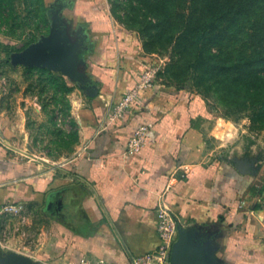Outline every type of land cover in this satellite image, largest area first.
Instances as JSON below:
<instances>
[{
	"label": "crops",
	"instance_id": "crops-1",
	"mask_svg": "<svg viewBox=\"0 0 264 264\" xmlns=\"http://www.w3.org/2000/svg\"><path fill=\"white\" fill-rule=\"evenodd\" d=\"M45 2L60 11L70 38L90 47L84 62L97 93L79 95L82 146L59 164L22 157L6 143L0 103V205L23 208L4 217L0 251L33 264H77L84 256L128 264L157 248L164 205L180 221L183 261L264 264L260 183L238 165L201 163L200 103L152 85L109 122L112 107L147 71L137 41L118 30L100 0ZM144 123L151 124L147 146L128 154L127 141Z\"/></svg>",
	"mask_w": 264,
	"mask_h": 264
},
{
	"label": "rangeland",
	"instance_id": "rangeland-1",
	"mask_svg": "<svg viewBox=\"0 0 264 264\" xmlns=\"http://www.w3.org/2000/svg\"><path fill=\"white\" fill-rule=\"evenodd\" d=\"M100 1L118 30L137 41L152 85L185 93L200 103L205 124L201 163L238 165L258 178V208L264 222L260 10L233 15L225 8L214 15L206 8L207 0ZM55 13L45 0H0L3 136L22 157L50 164L68 162L80 151L78 97L89 92L92 83L61 71L13 63L12 54L47 36ZM89 49L86 46L80 58L86 59ZM79 70L88 75L86 65Z\"/></svg>",
	"mask_w": 264,
	"mask_h": 264
},
{
	"label": "water",
	"instance_id": "water-1",
	"mask_svg": "<svg viewBox=\"0 0 264 264\" xmlns=\"http://www.w3.org/2000/svg\"><path fill=\"white\" fill-rule=\"evenodd\" d=\"M86 48L83 42L73 41L67 33V27L60 16V11H56L52 22V28L47 36L36 43L29 45L23 51L12 54L13 63H20L28 67H43L54 71H61L64 75L76 80L87 82V75L79 70L84 66V59L80 54ZM87 91L89 88L83 86ZM97 93L94 86L90 87L87 94L91 97ZM53 203L49 200L48 210H52ZM182 227H179V238L175 243L171 255L172 264H189L183 261L179 255L182 246ZM0 264H33L32 261L24 256L15 253H3L0 251Z\"/></svg>",
	"mask_w": 264,
	"mask_h": 264
},
{
	"label": "built area",
	"instance_id": "built-area-1",
	"mask_svg": "<svg viewBox=\"0 0 264 264\" xmlns=\"http://www.w3.org/2000/svg\"><path fill=\"white\" fill-rule=\"evenodd\" d=\"M152 75L147 72L133 89L128 90L116 103L109 113V122H115L126 112L130 111L133 103L141 99L142 91L152 86ZM151 124H141L138 130L127 141V153L131 155L141 153L148 144V133ZM22 207L17 204L0 205V240L4 217H17L22 214ZM180 221L174 212L164 205L157 211V233L159 244L156 249L148 253L131 257L128 264H170L173 247L179 238ZM77 264H113L103 260L82 257Z\"/></svg>",
	"mask_w": 264,
	"mask_h": 264
},
{
	"label": "trees",
	"instance_id": "trees-1",
	"mask_svg": "<svg viewBox=\"0 0 264 264\" xmlns=\"http://www.w3.org/2000/svg\"><path fill=\"white\" fill-rule=\"evenodd\" d=\"M207 10L214 13V15L221 14L225 8H231L233 15L241 13V11H254L255 9L260 10L258 21L264 23V0H207Z\"/></svg>",
	"mask_w": 264,
	"mask_h": 264
}]
</instances>
